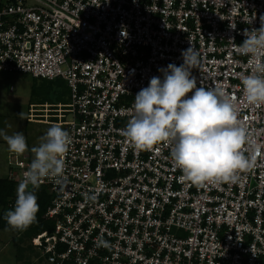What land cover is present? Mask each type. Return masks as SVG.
Instances as JSON below:
<instances>
[{
    "label": "built area",
    "instance_id": "1",
    "mask_svg": "<svg viewBox=\"0 0 264 264\" xmlns=\"http://www.w3.org/2000/svg\"><path fill=\"white\" fill-rule=\"evenodd\" d=\"M261 16L264 0L0 1V73L63 80L70 93L48 106L72 137L65 181L40 184L54 229L31 243L48 264H264V105L244 101L251 57L238 49ZM191 45L197 87L240 105L251 166L234 183L195 185L166 141L138 150L120 132L136 94ZM32 160L8 152L5 179L19 184Z\"/></svg>",
    "mask_w": 264,
    "mask_h": 264
},
{
    "label": "clouds",
    "instance_id": "2",
    "mask_svg": "<svg viewBox=\"0 0 264 264\" xmlns=\"http://www.w3.org/2000/svg\"><path fill=\"white\" fill-rule=\"evenodd\" d=\"M260 20L259 28L245 30V38L238 45L242 55L251 57L250 74L241 79L244 101L256 106L264 105V16ZM181 56V65L158 69L162 78L152 77L149 85L136 94L133 115L120 130L121 135L138 150H149L166 141L175 167L195 185L234 183L237 172L251 166L242 150L248 134L237 119L240 105L220 86L197 87L192 70L200 64V53L192 45L182 50ZM0 138L11 153L23 154L28 149L22 132L9 135L0 129ZM71 144L70 133L53 124L40 137L39 145L31 148L34 158L16 189L14 209L4 214L10 228L24 230L35 221L39 211L35 191L44 178L57 184L65 181L66 164L62 157ZM87 199L95 200L96 196ZM97 246L107 248L109 244L101 238Z\"/></svg>",
    "mask_w": 264,
    "mask_h": 264
},
{
    "label": "rangeland",
    "instance_id": "3",
    "mask_svg": "<svg viewBox=\"0 0 264 264\" xmlns=\"http://www.w3.org/2000/svg\"><path fill=\"white\" fill-rule=\"evenodd\" d=\"M70 101V93L63 80L51 82L24 74L0 73V129H5L9 135L15 132L24 134L28 145L24 155L30 154L34 158L31 148L39 145L40 137L53 125L50 121H57L48 106ZM32 110L35 111L33 115L30 114ZM38 116L45 120H29V117ZM8 124L10 128H6ZM8 152L6 142L0 138V178L3 179L8 172ZM31 242L17 230H0V264H48L42 252Z\"/></svg>",
    "mask_w": 264,
    "mask_h": 264
},
{
    "label": "trees",
    "instance_id": "4",
    "mask_svg": "<svg viewBox=\"0 0 264 264\" xmlns=\"http://www.w3.org/2000/svg\"><path fill=\"white\" fill-rule=\"evenodd\" d=\"M47 81V80H44ZM57 81V80H56ZM55 82V81H51ZM45 104V103H44ZM57 104H61L58 102ZM68 104V103H62ZM18 187L17 183L11 182L7 179L0 178V230L11 229L7 225L6 220L4 219V214L7 210H13L14 206H9V204H14L16 200V189ZM35 194L38 198L39 211L37 213L35 221L29 225L24 230H17L18 233H22L25 235V238L31 241L37 235L43 233L44 231H51L54 229V225L52 222H48L44 220V214L47 211V208L51 204V195H49L48 191L39 187L35 191Z\"/></svg>",
    "mask_w": 264,
    "mask_h": 264
}]
</instances>
